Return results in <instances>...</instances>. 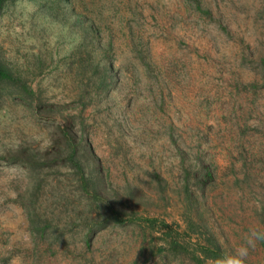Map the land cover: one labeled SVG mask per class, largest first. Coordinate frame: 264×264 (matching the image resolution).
<instances>
[{
  "label": "rangeland",
  "instance_id": "1",
  "mask_svg": "<svg viewBox=\"0 0 264 264\" xmlns=\"http://www.w3.org/2000/svg\"><path fill=\"white\" fill-rule=\"evenodd\" d=\"M199 1L5 2L0 59L35 97L0 83V264H264V0ZM61 126L126 223L100 226L70 169L26 165Z\"/></svg>",
  "mask_w": 264,
  "mask_h": 264
},
{
  "label": "trees",
  "instance_id": "2",
  "mask_svg": "<svg viewBox=\"0 0 264 264\" xmlns=\"http://www.w3.org/2000/svg\"><path fill=\"white\" fill-rule=\"evenodd\" d=\"M7 1L9 0H0V10ZM186 1H191L192 4L195 5L196 9L200 11L203 10L199 0ZM96 71L100 76V84L104 83L103 86L99 85V87L102 90H105V87L110 86L113 81V78L108 75L112 71L111 63L106 62L102 66H98V69ZM110 78L111 82H108L107 79ZM0 83L9 84L15 87L16 89H18L20 96L23 95L27 98L35 97L34 91L32 90L31 86H28V84L25 81L21 80L19 77L14 76L1 59ZM57 132L60 136L59 141L53 145L51 150L55 151L57 155L53 157V153H51L52 156L48 157L47 159L45 157L46 160H43V158L40 160H28L25 161L28 163L26 165H29L30 169L36 170L39 167H51L50 165L52 164H49L48 162H53V166H61L70 169L73 177L77 178L76 185L78 190L76 189V191H79V194L84 200L87 208H90V210L94 211L96 206L99 210H104L103 212L99 211V216H103L105 215L104 212H107L108 218L104 219V222H101L100 226H105L109 221H114L116 224L126 223L125 217L120 212V210L114 208L111 204L106 202L107 199L105 198V188L102 185V182L105 178L104 167L100 161V158L92 149L90 142L84 136H79V133L70 126H61L59 127ZM206 177L211 179L212 172L208 171L206 173ZM86 220H89V218H86ZM30 221L35 231L33 232L34 235L43 238L45 236L46 230L48 229L47 224H44L43 220H41L36 214L30 215ZM148 221L151 227H156L157 221L155 219H149ZM85 224L88 225V222H85ZM163 229L164 228H160L161 231H163ZM90 237L85 236L84 238V244L88 248H90L92 245V239ZM172 239L174 240V238ZM172 244L175 245L176 242H172ZM218 250L219 248L216 245H213V250L203 248L202 252L203 254L205 253L204 256L211 257L212 259H218Z\"/></svg>",
  "mask_w": 264,
  "mask_h": 264
},
{
  "label": "clouds",
  "instance_id": "3",
  "mask_svg": "<svg viewBox=\"0 0 264 264\" xmlns=\"http://www.w3.org/2000/svg\"><path fill=\"white\" fill-rule=\"evenodd\" d=\"M252 236L255 238V239H264V236H262L261 234L257 233V232H253L252 233ZM249 243L251 244L252 241L249 240ZM238 257L240 259H237L235 261L232 262V264H241V261L243 259V257H245L247 255V248H241L238 253H237Z\"/></svg>",
  "mask_w": 264,
  "mask_h": 264
}]
</instances>
